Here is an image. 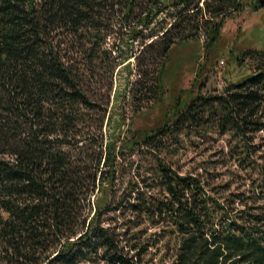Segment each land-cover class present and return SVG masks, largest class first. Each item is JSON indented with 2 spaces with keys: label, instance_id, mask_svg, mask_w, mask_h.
<instances>
[{
  "label": "trees",
  "instance_id": "16d2710c",
  "mask_svg": "<svg viewBox=\"0 0 264 264\" xmlns=\"http://www.w3.org/2000/svg\"><path fill=\"white\" fill-rule=\"evenodd\" d=\"M245 7L246 0H0V264H149L151 249L173 241L168 264H264V185L222 201L199 177L160 161L150 186L112 198L122 152L112 137L106 143V114L86 87L126 38L153 40L143 50L163 60L161 81L174 46L202 36L206 49L215 46L226 20ZM258 62L221 95L179 100L168 123L133 131L123 148H157L214 119L248 152L247 141L264 132Z\"/></svg>",
  "mask_w": 264,
  "mask_h": 264
},
{
  "label": "rangeland",
  "instance_id": "374dc122",
  "mask_svg": "<svg viewBox=\"0 0 264 264\" xmlns=\"http://www.w3.org/2000/svg\"><path fill=\"white\" fill-rule=\"evenodd\" d=\"M258 1L246 0L244 11L226 20L215 46L206 49L203 36L199 42L174 46L164 62L161 81L158 76L163 60L143 50L153 40L140 38L131 43L126 38L117 43L119 51L104 56L98 76L87 79L86 87L106 114V143L112 137L117 152H122L115 163L117 180L112 198L137 185L150 186L160 161L180 175L199 177L220 193L216 196L222 201L263 188L264 132L247 141V152L245 143L230 132L221 133L213 119L201 127L188 125L157 148L130 152L123 148L133 131L157 129L168 123L179 100L188 102L198 94L221 95L229 83H238L257 70L258 59L264 62V5L256 8ZM108 42L112 45L113 40ZM90 130L91 137L97 136L93 128ZM236 208L240 209L239 203ZM175 246L173 241L169 249L166 245L158 251L151 249L146 256L149 264H168Z\"/></svg>",
  "mask_w": 264,
  "mask_h": 264
},
{
  "label": "water",
  "instance_id": "95a60500",
  "mask_svg": "<svg viewBox=\"0 0 264 264\" xmlns=\"http://www.w3.org/2000/svg\"><path fill=\"white\" fill-rule=\"evenodd\" d=\"M264 5V2L261 0V6H263Z\"/></svg>",
  "mask_w": 264,
  "mask_h": 264
}]
</instances>
